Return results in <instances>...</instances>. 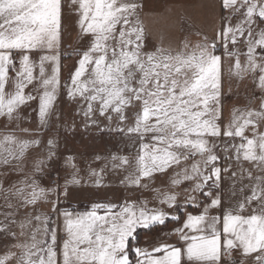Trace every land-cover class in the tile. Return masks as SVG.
<instances>
[{
	"label": "snow or ice",
	"instance_id": "6c2138e0",
	"mask_svg": "<svg viewBox=\"0 0 264 264\" xmlns=\"http://www.w3.org/2000/svg\"><path fill=\"white\" fill-rule=\"evenodd\" d=\"M218 6L214 36L148 50L143 0H0V264H264V0ZM224 58L255 99L227 122ZM93 131L133 150L69 147ZM111 173L141 195L62 207L84 174L99 189Z\"/></svg>",
	"mask_w": 264,
	"mask_h": 264
},
{
	"label": "rangeland",
	"instance_id": "374dc122",
	"mask_svg": "<svg viewBox=\"0 0 264 264\" xmlns=\"http://www.w3.org/2000/svg\"><path fill=\"white\" fill-rule=\"evenodd\" d=\"M143 6V14H144ZM221 22H219V29ZM207 34L209 37L215 35V32L208 33L197 29L196 27L189 25L188 23L184 24L180 46L182 48L183 44L187 42L189 48H193L196 44L200 43L203 39V35ZM149 42V49L153 50L152 46L160 47L156 44L149 36L147 37ZM82 41L78 37V29L75 24V20L69 18L64 22V49L66 52H72L73 49H76L80 46ZM243 51V49L241 50ZM76 57L72 55L70 58H67L63 61L65 65L64 74L67 75V68L71 67L74 63ZM244 56L241 55V60L243 61ZM233 66V61L229 58H224L222 63V72H223V90H224V99H223V115L224 120L227 122L233 111L236 109H244L250 104H255V99L252 97V88L253 84L250 78H240L236 77L231 69ZM65 113L71 111V105H63ZM24 126H29L27 123ZM69 147L76 149L78 152L86 154V158H90L93 153H108L115 152L118 149L122 150V153H129L133 150V145L131 143H126L121 141L119 136L115 134L104 133L93 131L91 135L78 133L74 139L70 138ZM63 175V173H61ZM121 175L116 173L107 174L104 176V187L97 189L94 184L91 182V179L86 174L83 175V182L81 186L74 188L71 191L69 201H62V207H71V209L76 211H85L87 210L91 203L99 200L113 201V202H123L124 198L129 195L140 196L141 193H130L125 190L124 186L121 185L120 179ZM56 176L53 175V182L55 181ZM47 183V181H46ZM61 183L63 181L61 180ZM156 184L159 186V180L156 181ZM222 188L224 192L225 202H228L229 197L232 192V182L227 176L223 178ZM151 200L152 194L145 190L143 197ZM48 206L43 207L44 211H47ZM191 210V209H189ZM177 214L183 215L184 208L180 207L177 210ZM174 224H169L167 228H156L153 231L149 232L144 229L138 230V240L140 246H151L150 241L153 238L159 239L160 237L165 236L169 229L173 228ZM171 242H175V238L171 237ZM233 259H240V254L238 252L233 253Z\"/></svg>",
	"mask_w": 264,
	"mask_h": 264
},
{
	"label": "crops",
	"instance_id": "0c3cea01",
	"mask_svg": "<svg viewBox=\"0 0 264 264\" xmlns=\"http://www.w3.org/2000/svg\"><path fill=\"white\" fill-rule=\"evenodd\" d=\"M219 0H143L148 36L158 46L178 48L185 23L213 33L219 26Z\"/></svg>",
	"mask_w": 264,
	"mask_h": 264
}]
</instances>
